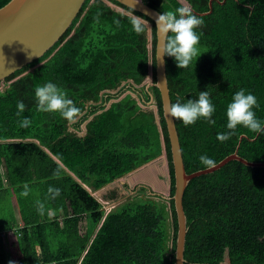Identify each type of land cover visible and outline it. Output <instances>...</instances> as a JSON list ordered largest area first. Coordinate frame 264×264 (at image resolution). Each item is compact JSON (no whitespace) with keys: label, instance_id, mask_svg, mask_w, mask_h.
Masks as SVG:
<instances>
[{"label":"trees","instance_id":"16d2710c","mask_svg":"<svg viewBox=\"0 0 264 264\" xmlns=\"http://www.w3.org/2000/svg\"><path fill=\"white\" fill-rule=\"evenodd\" d=\"M140 1L162 14L181 6L204 13L210 0ZM8 2L0 0V8ZM131 12L151 25V50L147 28L140 35L132 30ZM198 17L204 20L196 29L201 56L185 69L165 56L171 104L198 99L199 92L208 91L216 109L214 126L203 118L188 127L174 119L186 172L206 169L200 156L218 163L235 152L241 135L246 138L238 155L264 163V134L251 141L256 133L238 126L227 142L217 140L218 133L228 131L227 106L240 89L256 97L259 107L253 111L264 124V0H226L223 5L213 1L212 13ZM155 45V24L146 16L114 0H87L47 54L4 81L0 196L10 205L14 197L19 220L13 208L0 220V264H174L177 223L172 200L148 195L141 186L107 212L92 195L157 159L163 146L173 195L170 144L158 89L150 91L160 127L155 114L141 107L150 100L148 92L135 89L137 99L127 94L113 102L86 124L84 136L79 135L82 123L100 108L96 103L105 101L103 95L130 81L134 92V85L148 76L150 62L155 82ZM49 82L81 109L75 124L59 113L37 110L35 88ZM19 101L26 109L17 116ZM24 117L31 120L26 129L18 126ZM57 171L59 176L54 175ZM24 184L29 187L27 197L21 195ZM49 187L60 189V195L53 199ZM38 201L44 204L43 215ZM183 207L188 228L184 264H264V169L229 162L193 179Z\"/></svg>","mask_w":264,"mask_h":264},{"label":"water","instance_id":"95a60500","mask_svg":"<svg viewBox=\"0 0 264 264\" xmlns=\"http://www.w3.org/2000/svg\"><path fill=\"white\" fill-rule=\"evenodd\" d=\"M86 1L87 0H9L5 6L0 8V84H3L4 81L14 73L22 70L24 67L32 64L33 62L38 61L45 54H47L70 29ZM114 1L146 16L155 24L156 28V18L161 13L149 7L144 2H141L140 0ZM213 1H217V3L223 5L226 0H210L209 11L197 13L192 9L193 13L198 16L211 14ZM72 34L73 32L70 36ZM159 43L160 40L158 34L156 33L155 82L152 80V69L149 68V74L147 79L144 81V84L146 83V90L151 87H155L158 89L160 94L162 116L165 121L170 144L171 163L174 177V192L172 196H156H159L166 201H173L177 223L174 264H184V251L188 228L187 217L183 207V196L188 184L195 178L212 174L220 170L232 161L239 162L249 168L262 169H264V163L251 162L238 155L239 144L242 139L246 138L245 135H241L235 152L218 162L216 168H206L193 173L186 172L175 120L166 114V109L171 104V99L166 76V57L164 56L162 61L157 60L156 58V51ZM55 51H57V49ZM134 86L137 87V85ZM149 95L150 100L147 104L151 105L152 102L155 103V101L153 96L151 94ZM133 98L137 99V97ZM120 99H122V97ZM108 108L109 106L105 110ZM154 114L155 123L158 127H160V118L157 115V112ZM85 132L86 130L84 128L83 132L79 135L84 136ZM257 137L258 134L250 140L254 141ZM140 168L134 171H138ZM116 181L117 180L112 183H115ZM121 183L123 184L124 181H121ZM152 194L153 192H150L149 195Z\"/></svg>","mask_w":264,"mask_h":264},{"label":"clouds","instance_id":"9594fccd","mask_svg":"<svg viewBox=\"0 0 264 264\" xmlns=\"http://www.w3.org/2000/svg\"><path fill=\"white\" fill-rule=\"evenodd\" d=\"M112 7L120 10L118 7ZM130 15L132 30L137 35L144 33L147 28L148 49L151 50V25L147 20L134 15L133 12ZM116 24L119 26V21H116ZM203 26L204 20L195 15L190 6H181L175 10L164 11L158 15L156 18V33L158 34L160 43L156 51L157 60L162 61L164 56L172 57L175 59L178 68H188L194 58L201 56L198 47L200 35L197 34L196 29ZM149 68L152 69L151 62ZM144 81L137 87L141 88ZM129 83L132 84L133 82L130 81ZM137 87H134V89H138ZM132 93H135V97L138 98L139 92ZM35 97L38 111L43 113H59L70 125L75 124L82 114L81 109L76 107L73 100L69 99L63 90L51 82L43 86H37L35 88ZM258 107L259 104L254 95L246 94L245 89L237 91L226 110V127L228 131L218 133L217 140L221 143L227 142L232 136L237 134L238 126H243L250 132L258 135L264 134V124L256 118V114L253 111L254 108ZM25 109L26 105L22 101H19L17 103V116H20ZM215 111L216 109L210 100L209 92L204 91L199 92L198 99H190L186 103H181L178 99L176 103L170 104L167 107L166 114L175 120L181 121L185 127L194 125L201 118L209 125L214 126L216 121L212 117ZM18 126L26 129L31 126V120L28 117H24L20 120ZM163 152L166 155L164 146ZM199 159L201 164L207 169L217 167V162L207 156H200ZM54 175L59 176V172L57 171ZM23 187L24 191L21 192V195L27 197L29 195V187L27 184H24ZM48 192L53 199L60 195V189L58 188L49 187ZM37 207L38 212L43 215L44 204L38 201ZM9 264H13V262L9 261Z\"/></svg>","mask_w":264,"mask_h":264},{"label":"rangeland","instance_id":"374dc122","mask_svg":"<svg viewBox=\"0 0 264 264\" xmlns=\"http://www.w3.org/2000/svg\"><path fill=\"white\" fill-rule=\"evenodd\" d=\"M7 84H4V83L0 84V90L1 91L4 90L5 85ZM143 86L145 85L143 84L142 87ZM107 94L113 95V98L111 99L112 103L119 100L121 97L123 98L127 94H131L133 97H135V93H132V91H130L128 86L125 84H123L117 90L108 92ZM105 106L107 105L104 104V107ZM141 107L144 110L152 111L153 113L157 112L154 102H152L151 105L147 104V105H142ZM83 124L84 122L81 125V133L83 132V129H84ZM160 160L157 159L151 164L146 165V166H150L146 169H145V166L140 168L144 170L142 171L143 175L141 174L139 177L148 178V177L153 176L155 178L154 180L156 181L158 186H155L152 183V185H149V189L146 187V191L148 195L150 194V192H153L152 194L153 196H156V195L170 196L169 195L170 194V177H169L168 160L166 159V157ZM137 174L138 172H133L130 175H126L123 178L117 180L112 185H107L106 187H104L103 189L95 193V196L99 200H102V203L105 209H108L109 207L110 208L117 207L120 204L124 203L128 198L136 195V192L140 189L139 187L144 186L143 182L137 180ZM121 181H124V183L122 184ZM153 198L155 200L158 199L157 197H153ZM105 202H108V203H105ZM105 204H108V205H105ZM2 207L3 208L0 209V220L4 218L5 213H9L10 210H12V207L10 204H6V206H2ZM80 228H81V231H84V228H85L84 222L81 223Z\"/></svg>","mask_w":264,"mask_h":264},{"label":"crops","instance_id":"0c3cea01","mask_svg":"<svg viewBox=\"0 0 264 264\" xmlns=\"http://www.w3.org/2000/svg\"><path fill=\"white\" fill-rule=\"evenodd\" d=\"M166 157V155L164 154V152L161 154V156L159 157V158H157L158 160H160V159H163V158H165ZM156 159V160H157ZM156 160H154V161H156ZM153 161V162H154ZM161 161V160H160ZM152 163V162H151ZM150 163V164H151ZM148 167H150V166H145V169L146 168H148ZM144 169H140L139 171H134V172H138V174H137V180L138 181H141V182H143V185L145 186V187H149V185H152V183L155 185V186H158L157 185V183H156V181L154 180L155 178L153 177V176H151V177H148V178H141V177H139L141 174L143 175V173H142V171H143ZM0 171H1V174H4V167H3V164L0 166ZM130 175V174H129ZM113 184V183H112ZM112 184H110V185H112ZM4 185L7 187V182H6V180H4ZM106 187V186H105ZM107 188H109V187H107ZM103 189V188H102ZM101 190V189H100ZM99 191V190H98ZM98 191H95V192H93L92 193V195L96 198V200H98L100 203H102V200H99L96 196H95V193L96 192H98ZM105 203H108V202H105ZM6 204H9L8 203V200H7V198H6V196H4L3 198L0 196V209H2L3 207L2 206H6ZM103 204V203H102ZM105 205H108V204H105ZM11 207L13 208V210H14V212H15V216H16V219L17 220H19V216H18V213H17V206H16V203H15V200H14V197H12L11 198ZM54 215H55V217H57V218H59V220H61V215H59L58 213H56V212H54ZM18 225H19V223H18ZM84 225H85V223H84ZM12 235V234H11ZM11 254L13 253V251L11 250V252H10ZM14 254V256H15V253H13Z\"/></svg>","mask_w":264,"mask_h":264},{"label":"flooded vegetation","instance_id":"af4514ba","mask_svg":"<svg viewBox=\"0 0 264 264\" xmlns=\"http://www.w3.org/2000/svg\"><path fill=\"white\" fill-rule=\"evenodd\" d=\"M129 84H131V83H128V84H125V85H127L128 86V88H130V85ZM142 89V91H144V92H148V94H151V91H150V89L151 88H149L148 90H146L145 89V86L144 87H141V88H138V90L140 91ZM130 90V89H129ZM131 91V90H130ZM133 91L134 92H136L135 91V89L133 88ZM141 91V92H142ZM140 92V93H141ZM152 95V94H151ZM111 96V98L106 102V100H107V98H108V94L106 93L105 95H103V99H105V101L104 100H100V101H98L97 103H96V106H99L100 108H98L96 111H95V113L93 114V115H91V116H88V119H86L85 121H84V124H83V126H84V128L86 127V124L97 114V113H100L103 109L105 110L108 106L110 107V105L112 104V102H111V99L113 98V95H110ZM125 97V96H124ZM123 97V98H124ZM107 103V104H106ZM92 103H90L89 105H91ZM104 104L105 105H107V106H105L104 107ZM79 119V118H78ZM84 130V129H83Z\"/></svg>","mask_w":264,"mask_h":264},{"label":"built area","instance_id":"2783aa9c","mask_svg":"<svg viewBox=\"0 0 264 264\" xmlns=\"http://www.w3.org/2000/svg\"><path fill=\"white\" fill-rule=\"evenodd\" d=\"M111 210V208L109 207L108 209H106L107 212H109ZM50 264H57V263H50Z\"/></svg>","mask_w":264,"mask_h":264}]
</instances>
